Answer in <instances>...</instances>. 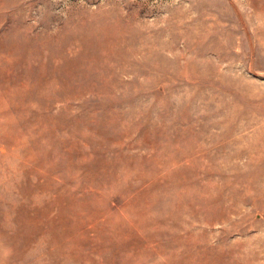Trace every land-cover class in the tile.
Here are the masks:
<instances>
[{
	"label": "rangeland",
	"instance_id": "rangeland-1",
	"mask_svg": "<svg viewBox=\"0 0 264 264\" xmlns=\"http://www.w3.org/2000/svg\"><path fill=\"white\" fill-rule=\"evenodd\" d=\"M0 264H264V0H0Z\"/></svg>",
	"mask_w": 264,
	"mask_h": 264
}]
</instances>
